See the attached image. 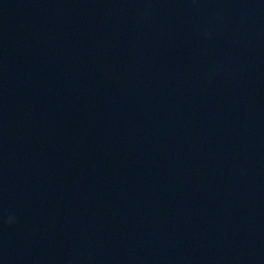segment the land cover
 <instances>
[{"label":"water","instance_id":"1","mask_svg":"<svg viewBox=\"0 0 264 264\" xmlns=\"http://www.w3.org/2000/svg\"><path fill=\"white\" fill-rule=\"evenodd\" d=\"M0 264H264V0H0Z\"/></svg>","mask_w":264,"mask_h":264}]
</instances>
